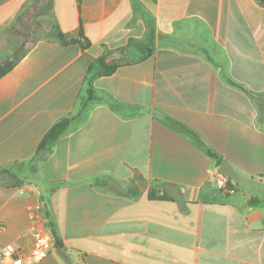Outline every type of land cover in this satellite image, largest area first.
<instances>
[{"label": "crops", "instance_id": "crops-1", "mask_svg": "<svg viewBox=\"0 0 264 264\" xmlns=\"http://www.w3.org/2000/svg\"><path fill=\"white\" fill-rule=\"evenodd\" d=\"M31 9L47 25L0 75V245L21 264H264V0H0V63ZM101 57L115 69L88 83ZM34 229L51 247L29 262Z\"/></svg>", "mask_w": 264, "mask_h": 264}, {"label": "trees", "instance_id": "trees-1", "mask_svg": "<svg viewBox=\"0 0 264 264\" xmlns=\"http://www.w3.org/2000/svg\"><path fill=\"white\" fill-rule=\"evenodd\" d=\"M58 37L61 40H64L63 35L58 34ZM27 52V49L22 50L21 52H15L12 51L13 57H14V63L17 62L20 58L24 56V54ZM115 69V66L108 65L104 61V57L99 58L91 64L88 68L87 75H86V81L88 83H91L92 79L101 76V75H109L111 74ZM75 116L74 115H66L59 120H57L45 133V135L42 137L41 141L39 142L37 146L36 154L43 159L48 151L50 150V147L52 144L61 136L63 135L68 127L71 121L73 120ZM229 182H232L231 179H229ZM150 197H154V195L151 193ZM164 198V196H162Z\"/></svg>", "mask_w": 264, "mask_h": 264}, {"label": "built area", "instance_id": "built-area-1", "mask_svg": "<svg viewBox=\"0 0 264 264\" xmlns=\"http://www.w3.org/2000/svg\"><path fill=\"white\" fill-rule=\"evenodd\" d=\"M33 247L30 254L26 256L27 261L35 262L42 260L51 247L48 235L41 230H33ZM23 259L22 252L13 244L0 245V264H21Z\"/></svg>", "mask_w": 264, "mask_h": 264}, {"label": "rangeland", "instance_id": "rangeland-1", "mask_svg": "<svg viewBox=\"0 0 264 264\" xmlns=\"http://www.w3.org/2000/svg\"><path fill=\"white\" fill-rule=\"evenodd\" d=\"M33 9L28 10L17 24L11 27L10 47L12 51L21 52L26 49L44 30L47 22L44 19L30 20Z\"/></svg>", "mask_w": 264, "mask_h": 264}, {"label": "water", "instance_id": "water-1", "mask_svg": "<svg viewBox=\"0 0 264 264\" xmlns=\"http://www.w3.org/2000/svg\"><path fill=\"white\" fill-rule=\"evenodd\" d=\"M13 63V57H9L4 62L0 63V75L4 73L7 69H9L13 65ZM218 169L221 173H223L226 177L230 178L231 180L239 181V176L226 160H222L220 162Z\"/></svg>", "mask_w": 264, "mask_h": 264}]
</instances>
